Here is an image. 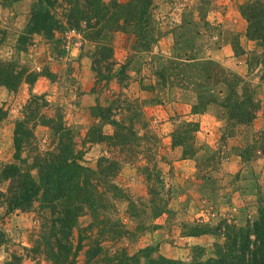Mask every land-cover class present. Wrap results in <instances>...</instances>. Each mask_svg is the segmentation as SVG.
I'll return each instance as SVG.
<instances>
[{"label":"rangeland","instance_id":"rangeland-1","mask_svg":"<svg viewBox=\"0 0 264 264\" xmlns=\"http://www.w3.org/2000/svg\"><path fill=\"white\" fill-rule=\"evenodd\" d=\"M249 1L152 0L148 30L151 39L159 41L146 50L132 26L92 40L85 38V27L76 36L67 29L53 38L43 33L24 38L37 0H0V64L41 74L33 85L0 87V107L8 113L0 121V193L9 186L1 173L14 162L16 126L34 96L48 102L42 112L63 113L77 152L83 154L82 165L96 172L114 162L120 166L99 177L109 208L98 221L81 217L72 240L52 237L35 210L9 212L0 195V232L5 235L0 264L14 255L21 256L23 264H53L59 243L75 248L79 234L82 248L75 264H107V258L157 264L160 256L192 263L201 253L206 261L215 257L214 245L225 239L193 237L195 232L222 222L247 229L258 220L264 205V80L262 65L249 73L248 57L256 53L262 59L264 48L247 36L242 7ZM77 40L79 48L73 44ZM104 44L113 48L116 65L111 73L103 68L102 78L93 60ZM211 63L230 80H243L241 87L246 85L259 102L260 110L249 124L229 119L227 105L242 101V91L229 82L214 85L217 71H209ZM122 67L127 78L120 85L115 76ZM118 97L131 104L138 140L125 149L114 143H87L98 123L92 108L109 106ZM191 122L199 124L198 132L187 126ZM104 132L113 130L105 126ZM186 133L191 137L188 155L173 142L175 135L182 140ZM34 134L36 145L46 151L51 131L39 126ZM112 183L118 194L106 188Z\"/></svg>","mask_w":264,"mask_h":264},{"label":"trees","instance_id":"trees-1","mask_svg":"<svg viewBox=\"0 0 264 264\" xmlns=\"http://www.w3.org/2000/svg\"><path fill=\"white\" fill-rule=\"evenodd\" d=\"M151 5L152 0H129L125 4H119L116 0L109 3L103 0H37L24 38L41 33L53 38L59 31L85 27V38L92 40L100 38L104 32L125 31L132 26L136 28L139 44L148 50L152 42L159 41V38L151 39L148 30ZM242 13L249 23L248 38L264 48V0L249 1L242 7ZM93 63L94 70L102 78L105 76L102 75L103 68L111 73L116 65L113 48L106 44L100 46ZM259 65L263 66L261 79L264 80V57L261 59V55L256 53L248 57L249 73ZM208 68L209 71H217L213 75L214 85L229 82L242 91V101L227 105L229 119L238 118L240 122L247 124L252 122L260 110V104L249 95L246 85L241 87L243 80H230L216 63H211ZM40 76L38 72H30L27 68L18 67L13 63L0 64V87H6L8 90H15L24 82L33 85ZM126 78L125 67H122L115 79L122 85ZM126 103V99L118 97L109 106L93 107L92 115L98 123L90 129L86 142L114 143L124 146L123 149L136 142L138 134L130 111L131 104ZM47 105L44 97L34 96L25 107V119L17 124L14 132V162L6 165L1 173V179L9 183L8 190L0 195L9 212L35 210L42 216V228L48 230L52 237L59 239L64 236L70 239L81 217L90 216L98 221L101 212L109 208L110 202L107 193L102 189L99 177L113 174L120 166L114 162L107 169L101 168L96 172L82 165L80 161L83 154L77 152L73 131L67 127L63 113L59 109L54 115L42 112L41 108ZM140 114L136 113L135 116L141 117ZM7 116V111L0 107V121ZM39 126L51 131L52 141L46 151H42L35 142L34 129ZM105 126L111 127L112 134L104 132ZM187 126L191 127L192 133L200 129L196 122L188 123ZM186 134L182 140L175 135L173 142L183 146L188 155L189 143L186 142H189L191 137ZM106 188L118 194L116 184L112 183ZM35 204H39L38 207H35ZM200 235L225 239L224 243L214 245L215 257L203 261L204 254L201 253L194 262L183 263L160 256L155 263L264 264V205L260 209L258 220L249 224L247 229L222 222L217 228L208 226L204 232H195L192 236ZM82 240L83 237L79 234L75 248L71 244L58 242L59 249L52 253V263L75 264L82 248ZM4 243L5 235L0 232V246ZM106 261L107 264H122V259L116 263L111 258ZM4 264H23V260L21 256L14 255Z\"/></svg>","mask_w":264,"mask_h":264},{"label":"built area","instance_id":"built-area-1","mask_svg":"<svg viewBox=\"0 0 264 264\" xmlns=\"http://www.w3.org/2000/svg\"><path fill=\"white\" fill-rule=\"evenodd\" d=\"M71 32L70 33H74V36H76L77 34V30H75V29H73V30H70ZM79 37V36H78ZM72 39V37L69 35V33H67V42H68V44L70 45L71 43H70V40ZM73 44H75V47L76 48H79L80 46H81V43H80V41L79 40H77L75 43H73Z\"/></svg>","mask_w":264,"mask_h":264}]
</instances>
